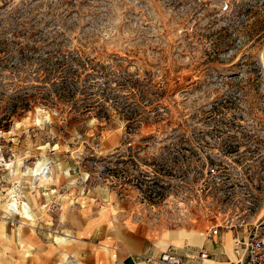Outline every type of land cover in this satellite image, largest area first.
<instances>
[{
	"label": "rangeland",
	"instance_id": "obj_1",
	"mask_svg": "<svg viewBox=\"0 0 264 264\" xmlns=\"http://www.w3.org/2000/svg\"><path fill=\"white\" fill-rule=\"evenodd\" d=\"M7 121L0 248L13 237L5 250L23 264L37 228L55 253L74 238L108 250L118 213L175 229L177 204L212 166L225 176L211 185L216 206L261 218L264 0H0Z\"/></svg>",
	"mask_w": 264,
	"mask_h": 264
},
{
	"label": "crops",
	"instance_id": "obj_2",
	"mask_svg": "<svg viewBox=\"0 0 264 264\" xmlns=\"http://www.w3.org/2000/svg\"><path fill=\"white\" fill-rule=\"evenodd\" d=\"M127 218L118 213L113 216L111 223L105 224L109 229L106 251L95 248V244H85L79 238H74L70 247L61 248L59 253H55L45 242L43 229L37 228L27 239L35 252L34 257L27 259L26 264H54L57 260L69 262L73 259L79 264H161L158 259L163 253L177 256L184 264H232L234 261V234L231 232L207 239L208 225L173 229L167 225L137 224L132 220L127 221ZM182 231L200 235L201 244L191 245L187 237H182ZM4 242L3 252L0 248V264H23L25 260L21 255L5 250L7 245L17 247L16 240L7 234ZM202 251L207 252L209 258L200 259Z\"/></svg>",
	"mask_w": 264,
	"mask_h": 264
},
{
	"label": "built area",
	"instance_id": "obj_3",
	"mask_svg": "<svg viewBox=\"0 0 264 264\" xmlns=\"http://www.w3.org/2000/svg\"><path fill=\"white\" fill-rule=\"evenodd\" d=\"M225 176L218 166L208 167L205 177L193 188L191 195L183 193L185 200L177 204V215L174 226L188 227L198 215L208 225L206 238L213 239L222 233L234 234L232 264H264V216L252 220L250 209L237 208L234 212L217 207L212 183L222 182ZM15 211L14 209H11ZM13 224V223H12ZM173 226V225H172ZM200 259L209 258L202 251ZM158 261L161 264H184L180 258L170 253H163Z\"/></svg>",
	"mask_w": 264,
	"mask_h": 264
},
{
	"label": "bare ground",
	"instance_id": "obj_4",
	"mask_svg": "<svg viewBox=\"0 0 264 264\" xmlns=\"http://www.w3.org/2000/svg\"><path fill=\"white\" fill-rule=\"evenodd\" d=\"M38 177H40L39 178L40 180H42V178H46L43 175L38 176ZM12 205L17 208L19 214H21L24 219H26L28 221H32L33 220V217L29 213V210L27 209V206H25V205L22 206V208H21L22 210H20L19 206H18V203L12 202V203L6 204V207H5V208H7L6 210H9V207L12 206ZM24 225H26V224L24 223ZM186 235H187V238L189 239L191 245H200L201 244V241H200V238H199L200 235H198L197 233H190V234H186ZM58 242H60L61 244H64L66 242V240L64 238L63 239H58Z\"/></svg>",
	"mask_w": 264,
	"mask_h": 264
},
{
	"label": "trees",
	"instance_id": "obj_5",
	"mask_svg": "<svg viewBox=\"0 0 264 264\" xmlns=\"http://www.w3.org/2000/svg\"><path fill=\"white\" fill-rule=\"evenodd\" d=\"M53 77V79H50L47 77V75L43 74L39 77V79H42V80H54V79H58L56 78L55 76V71H53V73L50 75ZM45 77V79H44ZM74 78H77V76L74 77V75H68V77H64V80H66V82H63V93L65 92H72V89H71V85L69 84V82H72L74 80ZM60 94V93H59ZM28 106V105H25V107ZM13 107V106H12ZM24 110V109H23ZM13 113L16 112V109H12ZM141 114L138 113L137 110H134L130 113V116H132L133 119H138L140 117ZM10 120V119H9ZM8 128L9 127V124H8V121L5 123V125H1L0 124V128Z\"/></svg>",
	"mask_w": 264,
	"mask_h": 264
}]
</instances>
